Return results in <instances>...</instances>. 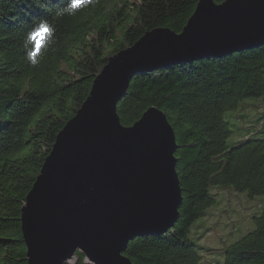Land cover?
Here are the masks:
<instances>
[{
  "label": "trees",
  "instance_id": "1",
  "mask_svg": "<svg viewBox=\"0 0 264 264\" xmlns=\"http://www.w3.org/2000/svg\"><path fill=\"white\" fill-rule=\"evenodd\" d=\"M220 4L225 0H213ZM66 0H0V264H27L21 210L57 134L87 98L108 58L146 32H181L198 0H94L75 15L54 18ZM47 18L55 32L28 59L23 41ZM264 97V45L134 76L117 104L123 126L149 108L174 130L175 171L182 194L179 219L160 235L135 238L133 264H210L216 249L188 238L191 224L215 202L213 187L264 196V113L241 141L229 144L224 118L245 99ZM255 227L222 250L226 264H264V205ZM72 264H90L76 252Z\"/></svg>",
  "mask_w": 264,
  "mask_h": 264
},
{
  "label": "water",
  "instance_id": "2",
  "mask_svg": "<svg viewBox=\"0 0 264 264\" xmlns=\"http://www.w3.org/2000/svg\"><path fill=\"white\" fill-rule=\"evenodd\" d=\"M264 45V0H198L176 33L157 28L108 58L75 115L57 134L21 210L27 264H133L135 238L179 219L174 130L147 109L123 126L116 108L134 76Z\"/></svg>",
  "mask_w": 264,
  "mask_h": 264
},
{
  "label": "rangeland",
  "instance_id": "3",
  "mask_svg": "<svg viewBox=\"0 0 264 264\" xmlns=\"http://www.w3.org/2000/svg\"><path fill=\"white\" fill-rule=\"evenodd\" d=\"M263 113L264 97L245 99L237 108L225 112L224 118L232 130L227 142L232 144L244 139L248 126L261 125ZM212 192L216 194L214 204L191 224L188 238L198 246L217 250L211 254L203 253V263L226 264V255L219 249L238 241L255 227L254 216L261 211L264 196L251 197L231 187H213Z\"/></svg>",
  "mask_w": 264,
  "mask_h": 264
},
{
  "label": "clouds",
  "instance_id": "4",
  "mask_svg": "<svg viewBox=\"0 0 264 264\" xmlns=\"http://www.w3.org/2000/svg\"><path fill=\"white\" fill-rule=\"evenodd\" d=\"M93 2L94 0H66L63 6L55 9L54 18L64 17L65 15H75L79 8L87 7ZM54 32V24L49 22L47 18H41L27 33L23 41V47L32 64L37 63L36 56L41 52V49H47L52 41Z\"/></svg>",
  "mask_w": 264,
  "mask_h": 264
}]
</instances>
